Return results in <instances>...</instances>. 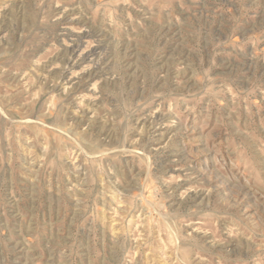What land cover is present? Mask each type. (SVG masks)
Returning a JSON list of instances; mask_svg holds the SVG:
<instances>
[{
    "label": "rangeland",
    "instance_id": "374dc122",
    "mask_svg": "<svg viewBox=\"0 0 264 264\" xmlns=\"http://www.w3.org/2000/svg\"><path fill=\"white\" fill-rule=\"evenodd\" d=\"M0 264H264V0H0Z\"/></svg>",
    "mask_w": 264,
    "mask_h": 264
},
{
    "label": "bare ground",
    "instance_id": "6f19581e",
    "mask_svg": "<svg viewBox=\"0 0 264 264\" xmlns=\"http://www.w3.org/2000/svg\"><path fill=\"white\" fill-rule=\"evenodd\" d=\"M90 56V55H89ZM85 58V57H84Z\"/></svg>",
    "mask_w": 264,
    "mask_h": 264
}]
</instances>
